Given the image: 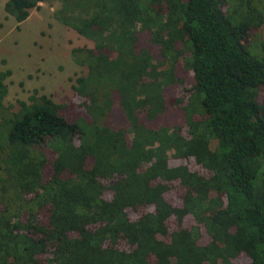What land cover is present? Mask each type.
Masks as SVG:
<instances>
[{
	"label": "trees",
	"instance_id": "16d2710c",
	"mask_svg": "<svg viewBox=\"0 0 264 264\" xmlns=\"http://www.w3.org/2000/svg\"><path fill=\"white\" fill-rule=\"evenodd\" d=\"M55 1L92 43L70 48L88 119L35 90L10 110L0 71V264H264V0ZM38 7L3 4L16 29Z\"/></svg>",
	"mask_w": 264,
	"mask_h": 264
},
{
	"label": "rangeland",
	"instance_id": "374dc122",
	"mask_svg": "<svg viewBox=\"0 0 264 264\" xmlns=\"http://www.w3.org/2000/svg\"><path fill=\"white\" fill-rule=\"evenodd\" d=\"M4 2L5 0H0V71L7 68L11 72L4 81L7 91L3 98L4 106L10 105V110L17 109L16 101H27L35 90L37 94L48 95L58 104H65L67 107L61 108L59 113L67 119H88L78 105L81 98L71 89L74 78L83 74L86 68L74 63L70 48L83 45L91 47V41L55 19L53 14L59 7L58 1L44 0L38 3V8L29 9L18 29L15 28L13 17L4 11ZM259 41L264 47V22L247 33L250 52L255 51L254 47ZM137 43L147 45V37L140 35ZM156 54L155 52L154 55ZM176 72L181 76L182 84H175L166 90L170 98H179L178 96L185 94L182 86L189 87L192 82L190 71L178 67ZM182 105L172 104V112L162 118L167 126H180L183 123L185 118ZM110 116L112 126H125L126 121L121 113L112 109ZM160 122L158 120L151 124L157 126ZM46 156L52 158L49 152H46ZM198 171L205 173L202 169ZM240 263L241 260L234 262Z\"/></svg>",
	"mask_w": 264,
	"mask_h": 264
},
{
	"label": "built area",
	"instance_id": "2783aa9c",
	"mask_svg": "<svg viewBox=\"0 0 264 264\" xmlns=\"http://www.w3.org/2000/svg\"><path fill=\"white\" fill-rule=\"evenodd\" d=\"M42 1H44V0H37V3H41Z\"/></svg>",
	"mask_w": 264,
	"mask_h": 264
}]
</instances>
